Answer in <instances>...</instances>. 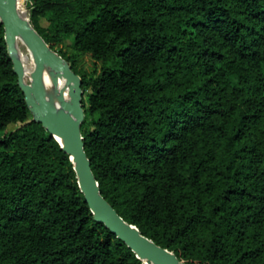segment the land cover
Masks as SVG:
<instances>
[{
  "label": "trees",
  "instance_id": "16d2710c",
  "mask_svg": "<svg viewBox=\"0 0 264 264\" xmlns=\"http://www.w3.org/2000/svg\"><path fill=\"white\" fill-rule=\"evenodd\" d=\"M24 5L81 77L103 198L183 263L264 264V0ZM0 264H144L94 219L69 155L33 120L1 23Z\"/></svg>",
  "mask_w": 264,
  "mask_h": 264
},
{
  "label": "water",
  "instance_id": "95a60500",
  "mask_svg": "<svg viewBox=\"0 0 264 264\" xmlns=\"http://www.w3.org/2000/svg\"><path fill=\"white\" fill-rule=\"evenodd\" d=\"M17 0H0V23L18 85L33 116L69 155L77 178L79 190L84 196L94 219L102 223L121 240L144 264H186L173 252L162 248L142 235L138 228L127 223L103 198L84 150L81 125L85 112L82 107L83 91L81 77L74 73L69 63L52 50L42 36L33 28L29 18L19 14ZM20 38L33 58L29 82L25 81V69L16 50ZM62 77L68 98L57 94V104L52 103L45 91V69ZM56 84V81L54 80ZM58 138L62 140L59 142Z\"/></svg>",
  "mask_w": 264,
  "mask_h": 264
},
{
  "label": "bare ground",
  "instance_id": "6f19581e",
  "mask_svg": "<svg viewBox=\"0 0 264 264\" xmlns=\"http://www.w3.org/2000/svg\"><path fill=\"white\" fill-rule=\"evenodd\" d=\"M21 3L23 6H21ZM17 9L19 14H21L20 10L24 7V0H17ZM20 8V10H19ZM24 12V11H23ZM16 50L17 54L19 56V59L21 63L23 64V67L25 69V81L29 80L30 73L33 68V58L30 53V51L27 49L23 41L18 38L16 41ZM54 80L56 81V84L54 83ZM43 83L46 91V95L48 99L54 103L57 104V94L63 93L64 97L67 99V89L64 88V81L62 77L52 73L49 69H45L44 75H43ZM59 142L62 143V140L58 138Z\"/></svg>",
  "mask_w": 264,
  "mask_h": 264
},
{
  "label": "rangeland",
  "instance_id": "374dc122",
  "mask_svg": "<svg viewBox=\"0 0 264 264\" xmlns=\"http://www.w3.org/2000/svg\"><path fill=\"white\" fill-rule=\"evenodd\" d=\"M21 6H23L22 3H21ZM19 10H20V8H19ZM20 12H21V15L22 16H27L29 18V16H28L29 14H28V12H27V10L25 8V5L22 8V10H20ZM40 25L43 26V27H46V26H48V23L46 22L45 19H41L40 20ZM71 44H72V40L71 39L67 40L66 41V44L64 45V47H62V50L63 51H66V52H69L70 51V45ZM78 66L80 68L84 69L86 72H92V70L94 69L93 68V61H92V59L88 55L84 56L81 59V61L79 62ZM26 82L28 83L29 80H26ZM12 127L13 126H10L9 128H12Z\"/></svg>",
  "mask_w": 264,
  "mask_h": 264
}]
</instances>
